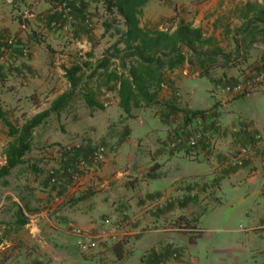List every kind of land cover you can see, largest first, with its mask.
Masks as SVG:
<instances>
[{
	"label": "crops",
	"instance_id": "obj_1",
	"mask_svg": "<svg viewBox=\"0 0 264 264\" xmlns=\"http://www.w3.org/2000/svg\"><path fill=\"white\" fill-rule=\"evenodd\" d=\"M248 1L264 5V0H150L145 5L141 27L165 19L183 20L214 39L218 58L211 64L191 58L168 72V84L159 96L161 104L133 109L130 118L118 107L115 92L102 91L103 111L87 108L76 98L80 109L70 108L73 101L67 107L69 114L49 118L64 124L65 132L51 137L45 124L49 119L36 128L32 149L36 140L39 148L82 140L79 155H89L86 143L102 144L106 162L95 177L70 192L61 178L57 187L50 186L42 164L50 161L45 150L30 154L29 163L25 158L24 165L30 167L25 176H32L37 190L23 200V206L13 195L6 198L14 203V209L8 210L14 214L20 207L27 224L0 244V264H159L169 241L179 250L173 264H264V82L243 97L210 95L215 86L236 82L243 73L260 68L264 42L260 37L251 42L248 31L235 34L242 25L238 12ZM64 2L0 0V100L4 110L6 103L17 105L29 99L38 104L32 117L47 110L68 89L67 81L60 87L57 72L64 75L63 68L86 60L88 52L94 65L111 45H103V30L97 37L82 33L83 22H87L82 21L85 3L97 5L98 0H69L72 24L58 13ZM52 22L57 27H51ZM11 36L29 48L27 57L5 45L4 39ZM71 37L100 39L101 45L86 50L83 40V50L79 45L66 47ZM224 40L231 43L227 52L221 47ZM57 44H64L63 52H58ZM229 53L236 58L225 64L222 56ZM202 90L210 101L201 96ZM182 111L207 112L186 122ZM196 131L210 132L212 142H202L194 149L169 147L173 136L186 139ZM243 147L251 148L250 157L242 166H233L232 158ZM0 164H4L3 155ZM16 169L9 177H21ZM162 194H169L171 201L163 210H150L148 203ZM179 218L192 220L199 233L179 231ZM106 221L117 223V238L90 255L80 254L73 228L96 232L106 227Z\"/></svg>",
	"mask_w": 264,
	"mask_h": 264
},
{
	"label": "trees",
	"instance_id": "obj_2",
	"mask_svg": "<svg viewBox=\"0 0 264 264\" xmlns=\"http://www.w3.org/2000/svg\"><path fill=\"white\" fill-rule=\"evenodd\" d=\"M149 1L98 0L102 10L101 15L105 17L101 24L103 36L110 33L109 36L116 37V40L94 65L89 60L93 58V55L88 52L85 54L86 60L73 64L69 68H63L68 89L57 96L47 110L37 113L17 126L3 109L0 100V124L5 128L8 138L2 151L4 164L0 166L2 187L8 185L7 178L12 171L24 165L26 155L32 150L34 130L51 116L58 117L76 98L81 99L87 108L103 111L105 107L99 101L100 94L102 91L115 92L118 97V107L127 118H130L133 109L150 108L161 104L159 96L163 86L168 84V72L177 69L186 60L190 61L192 57L203 58L210 64L218 58L214 39L205 37L201 28L193 27L183 20L172 21V26L165 30L141 27L140 18L143 15V8ZM69 6L73 12V7L70 4ZM238 18L242 20V25L241 30H237L235 34L248 31L246 36L251 42H258V37L264 42V5L248 1L240 8ZM203 47L211 48L212 51L203 53L196 50ZM222 57L225 64L236 58H233L232 53ZM262 69L264 67L260 66L259 70ZM247 77L246 75L244 78ZM237 82L238 80L220 85H231ZM182 112L187 122L189 119L205 116L207 111ZM32 170L37 172L34 167ZM60 178L66 185L69 184V176L64 173L58 176L57 186ZM13 215V222L0 223V230L3 227L0 244L27 224L20 207ZM177 225L196 228L192 220L180 218ZM166 248L167 251L164 252L166 256L161 259L168 256L169 248Z\"/></svg>",
	"mask_w": 264,
	"mask_h": 264
},
{
	"label": "built area",
	"instance_id": "obj_3",
	"mask_svg": "<svg viewBox=\"0 0 264 264\" xmlns=\"http://www.w3.org/2000/svg\"><path fill=\"white\" fill-rule=\"evenodd\" d=\"M69 0H66L58 9L61 19L67 24L74 22V16L72 8L68 4ZM88 27H91L89 21L86 22ZM51 27H57L56 22H52ZM0 39H2L0 37ZM5 45L11 48H18L23 58L29 54V49L26 46L18 44L16 37H8L4 39ZM260 66L264 67V59ZM264 82V69L259 70L257 73L248 75L247 78L242 77L237 83L231 85H217L210 90L211 96L224 95L230 97H243L253 91V89ZM178 96V94H176ZM256 140H260V136H256ZM210 144L212 142V134L208 131H196L186 139L180 136H173L170 141L169 147L176 149L185 145L187 148L194 149L199 146L200 143ZM84 141L73 142L68 145L54 146L47 148L46 157L50 161L46 167L47 177L49 179L50 186L56 187L58 183V176L60 174H67L69 176L70 191L75 187L81 186L83 180H88L96 176L100 171L102 165L106 162L107 150L104 145L98 143H86L89 146L90 154L88 157L79 155ZM251 148H240L238 153L232 158L231 163L233 166H242L244 162L250 157ZM58 198L55 199V203ZM171 201L169 194H162L153 198L148 203L150 210L159 211L162 210ZM128 218V222H132V219ZM126 222V223H128ZM117 223L105 222L103 229L96 232L86 231L81 228H73L72 233L77 237L76 247L80 254L87 256L92 254L100 245L107 244L117 238L118 227ZM179 231L198 234L197 228H190L184 225H177ZM169 248L168 256L161 259L159 264H173V262L179 258V250L173 241L167 242L166 246Z\"/></svg>",
	"mask_w": 264,
	"mask_h": 264
},
{
	"label": "rangeland",
	"instance_id": "obj_4",
	"mask_svg": "<svg viewBox=\"0 0 264 264\" xmlns=\"http://www.w3.org/2000/svg\"><path fill=\"white\" fill-rule=\"evenodd\" d=\"M84 9L85 11V15L82 16V21H89L92 25L91 27H88L86 23L83 22V34H96L97 36H101V31L103 30L102 27V21L105 19V17H103L102 14V10L100 9V4L96 5V4H91L89 5L88 3H85V7ZM86 19V20H85ZM92 19V22L90 21ZM172 26V21L170 20H164V21H160L157 23H148L147 27L148 28H157L159 30H165L167 28H170ZM73 27V25L70 26V28ZM110 34V33H109ZM109 34H106L103 39V45H107V44H112L115 40L116 37H110ZM72 40L69 41L68 39L66 40L65 44L66 47L69 45H79L82 47H79L80 50L84 49V45H83V40L86 39H80V37H78L76 40L75 38L71 37ZM100 40V39H99ZM99 40H95L93 39V41H91L88 37V39L86 40V50H89L90 47L95 48L100 47V41ZM215 40L217 41L218 39L215 38ZM219 42V41H218ZM222 42V41H220ZM231 43L229 40H224V42H222V49L227 52L228 48L230 47ZM78 48V47H76ZM29 49V48H28ZM56 49L58 50V52H63V50L65 49L64 44H57L56 45ZM104 49V47H103ZM57 50L55 52H57ZM197 51L200 52H206V53H210L212 51L211 48L208 47H203V48H197ZM193 61L196 60V58L192 57ZM246 70V69H245ZM64 72V71H63ZM253 72H255L254 70L251 71H247L245 73H243V77H245L246 75H252L254 74ZM242 78V77H241ZM57 81L60 84V87L63 88L65 83H66V79L64 77V75H61V73L57 72ZM205 81L204 79L202 80V82ZM201 96H203L204 98H208V100L210 101L211 98L207 95V93H205V91H201L200 92ZM79 99H75L73 105L70 106V108H76V109H80V104L81 102L78 101ZM36 102L35 100L29 99V101H25L23 100L20 104H10V103H6L5 105V111L7 112L9 118L11 119V121L17 125L20 126L21 124H23L27 119H30V117H32L34 111H36ZM70 108H67L66 110H64L62 112V116H64L65 114H69ZM45 124H48L47 126V131L49 132L50 136L53 137V135L56 132L61 133L64 130V124L61 123H57L56 119L53 117L51 119H49V121ZM40 129V128H39ZM66 130H64L65 132ZM35 137L37 138V134L35 135ZM8 141V138L6 137V133H5V128L0 124V149L3 150V148L5 147L6 143ZM39 142L36 140L34 142L33 145V149L26 155V162L29 163L30 159L29 155L30 154H35L36 151L39 150H45V152L47 153L46 148H50V147H54L56 146L55 143L49 144L47 145L45 148L41 147L39 148ZM2 162V155H1V151H0V163ZM42 164H44V168L46 169V167L48 166V162H42ZM1 166V164H0ZM29 165H23L21 167H19L18 169H16V172H18V175H21V177H9V183L7 186L2 187L0 185V223L1 222H11L14 219V215H13V211L12 210H8V209H14V203L12 201H8L6 198L7 197H12L15 196L22 204L23 206V200H25L27 198V196H29L30 194L33 195L35 193V191L37 190V186L35 184V180H33L32 176L30 178H27L25 176V174H27V172L29 171ZM38 170L42 169V167H37ZM35 173V172H34ZM71 192V191H70ZM2 197H5V199L2 200ZM16 203V202H15ZM36 205H32V208H34ZM51 209V208H50Z\"/></svg>",
	"mask_w": 264,
	"mask_h": 264
}]
</instances>
